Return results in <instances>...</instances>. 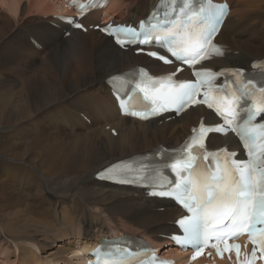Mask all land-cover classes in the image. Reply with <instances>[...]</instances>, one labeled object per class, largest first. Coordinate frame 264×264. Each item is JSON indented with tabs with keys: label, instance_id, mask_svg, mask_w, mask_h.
<instances>
[{
	"label": "bare ground",
	"instance_id": "1",
	"mask_svg": "<svg viewBox=\"0 0 264 264\" xmlns=\"http://www.w3.org/2000/svg\"><path fill=\"white\" fill-rule=\"evenodd\" d=\"M25 1L0 0L11 14L0 13V242L17 245L11 264H86L98 245L117 237L182 257L167 237L176 233L172 222L182 214L176 205L98 181L95 174L127 157L177 147L199 118L215 121L211 112L196 106L179 117L167 112L169 119L160 122L120 116L112 75L139 66L169 72L173 66L121 50L98 31L71 30L60 17L72 13L64 0ZM155 1L108 0L83 22L134 23ZM226 1L230 11L216 37L224 56L207 65L248 68L264 56V0ZM208 143L239 149L230 135L212 134ZM25 243L48 253L41 256Z\"/></svg>",
	"mask_w": 264,
	"mask_h": 264
},
{
	"label": "snow or ice",
	"instance_id": "2",
	"mask_svg": "<svg viewBox=\"0 0 264 264\" xmlns=\"http://www.w3.org/2000/svg\"><path fill=\"white\" fill-rule=\"evenodd\" d=\"M200 11L205 12L206 10L202 8ZM208 15L215 23H219L220 18L225 15V11L223 7L216 8L215 6H211L208 10ZM140 23L143 25L144 21ZM164 23L167 24L168 22L165 21ZM215 23L211 26L209 35L200 34L196 36L180 51L169 49L165 54H160L159 51H148L146 55L163 61L166 64L174 62L189 65L199 63L201 60L208 58L204 45L210 43V34L215 31ZM76 27L79 28L81 25L77 24ZM173 35L174 33L171 30H165L163 35H150L148 32L141 34L133 29L130 33V40L138 39L139 44L142 45L159 44L163 46L164 42ZM141 36L143 38H140ZM116 43L124 46L126 41L117 38ZM215 50L219 52L218 48ZM140 51H143V49H140ZM181 71H183L182 68L176 69V72ZM207 71L205 69V72ZM176 72L153 82L159 85V87H155L153 90L137 85L140 91L144 93L145 100L150 101L154 106L159 105V109L156 107L152 108V113L158 110L163 111L169 106H175L177 110H180L188 103H205L208 108L213 107V104L208 102L207 99L198 100L196 98L199 89L195 83L191 81H175L173 77L176 75ZM200 74L199 72L195 73L197 76ZM262 92H264V89H262ZM217 111L220 112L219 109ZM220 114L225 115L223 112H220ZM257 114L261 115V118L264 119V105L258 106L249 115V121L254 119ZM225 123L231 127V121L226 119ZM209 130L204 128L203 125L201 126V139L199 142L201 148H203V135ZM215 130L223 132L224 127L218 126ZM232 131L235 132L237 129L232 128ZM256 131L255 126H245L237 134L242 139L246 138L247 141H250L254 145L256 142ZM245 147H250L249 143L246 142ZM260 149L262 155H264V144L260 145ZM250 150L252 149L250 148ZM192 159L194 158L190 156L189 160L184 162L183 167L185 169L191 166ZM205 159H207V156H205ZM171 168L177 175L175 181L169 182L174 184L175 191H162L160 194L175 195L188 212L192 213L191 216H185L178 221L186 232L193 236L197 235L201 224L207 226L210 223V217L219 214L221 216V223H223L224 219L231 218L234 225L238 223L241 228L246 229L249 235L253 237V244L255 245L257 225H264V160L260 164L233 162V165L227 166L223 175L212 177L210 183H200L191 177L188 179L181 178V165L179 161L173 163ZM161 187L165 186L162 185ZM223 235L225 237V250L235 247L239 254V245H229L227 243V234ZM260 236L261 250L264 252V229L260 230ZM217 251L218 253L220 252L219 247H217ZM255 252L256 248L254 247L252 252L253 258L255 257ZM246 264H251V260H248Z\"/></svg>",
	"mask_w": 264,
	"mask_h": 264
},
{
	"label": "rangeland",
	"instance_id": "3",
	"mask_svg": "<svg viewBox=\"0 0 264 264\" xmlns=\"http://www.w3.org/2000/svg\"><path fill=\"white\" fill-rule=\"evenodd\" d=\"M23 2H24V5H26L27 4V1H25V0H23ZM1 7V6H0ZM31 11H29V12H27L26 13V15H29V13H30ZM0 13L1 14H7V15H11L10 14V12L7 10V8L5 7V6H2L1 8H0ZM0 14V15H1ZM264 57V56H263ZM262 58V57H261ZM237 67H241V68H246V67H244V66H237ZM90 86H93L94 84L93 83H91V84H89ZM90 86H87V87H90ZM106 129L107 130H109V128L108 127H106ZM11 239H7V241H5V243H1L2 245H0V252H2V253H0V263L2 262L3 264H5L4 262H6V264H8V263H10L11 264V261L13 262L14 260L17 262V259H18V253H19V251H18V248L16 247L17 245H15V243L13 242V241H10ZM4 242V241H3ZM24 245H28V247H30L31 249H32V251H34V248H35V252L37 253V254H41V256H43L44 254L46 255L47 253H41L38 249H37V251H36V247L37 246H35V245H30V244H27V243H25ZM30 245V246H29ZM2 246V247H1ZM6 249V252L7 251H9L10 252V255L9 254H7L8 256H6L5 254H6V252H4V254H3V251ZM8 248V249H7ZM17 248V249H16ZM16 250V251H15ZM15 251V252H14ZM14 252V253H13ZM17 252V253H16ZM16 253V254H15ZM12 254V255H11ZM3 255L5 256V258L6 257H8V259L6 258V260L7 261H9L8 263H7V261H5V258L3 257ZM14 255V256H13ZM29 256H32V253H30L29 254ZM69 256V255H68ZM17 257V258H16ZM13 258V259H12ZM16 258V259H15ZM2 259V260H1ZM15 262V263H16ZM73 264H74V261H71ZM15 263H12V264H15Z\"/></svg>",
	"mask_w": 264,
	"mask_h": 264
}]
</instances>
